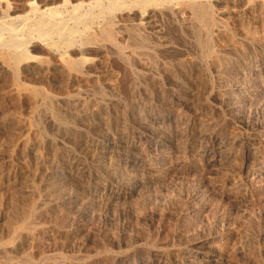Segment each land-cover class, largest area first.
I'll list each match as a JSON object with an SVG mask.
<instances>
[{
	"label": "rangeland",
	"instance_id": "rangeland-1",
	"mask_svg": "<svg viewBox=\"0 0 264 264\" xmlns=\"http://www.w3.org/2000/svg\"><path fill=\"white\" fill-rule=\"evenodd\" d=\"M119 6L0 73V264H264V0Z\"/></svg>",
	"mask_w": 264,
	"mask_h": 264
},
{
	"label": "bare ground",
	"instance_id": "bare-ground-1",
	"mask_svg": "<svg viewBox=\"0 0 264 264\" xmlns=\"http://www.w3.org/2000/svg\"><path fill=\"white\" fill-rule=\"evenodd\" d=\"M126 1L127 2L128 1H131V2L137 1V2H140L141 4L142 3L147 4L153 8H157L158 6L162 5V9H164L165 7L167 8L168 6H165L163 8V5H169L170 6L176 0H118V4H117L118 6L116 4H114L113 2H111V3L109 2L107 7H104L102 5V3H100V1H99V2L92 3L90 5V7L88 8L89 10H87L85 12V14H82L81 17H76V15H75L77 12H79L81 10V7L73 4V5H71V8H72L71 16H69V19H66V20L64 18H62L61 16H59V14H58L60 11H62L65 8L66 4H68L65 1L63 2L62 5L60 4V5L55 6V7H45L43 9L36 8L32 4L28 5L27 4L28 1H27V3H26L27 8L30 11V12H28V14L31 13L32 16L27 15V16L11 17V15H10V11H11L10 8L11 7L8 8L6 0H0V60L4 61V62H2V66L0 68V70H2V71H0V73L10 74L12 79H14V81L16 82L17 92H20L21 90H24L25 88H27L29 86H32V85H30L31 82L28 80V78H26V76L25 77L19 76V74L26 73V74L30 75V77L33 76L34 78L35 77L36 78L37 77H42V78L48 77V75L51 72V66H50L51 64H49L47 58H45V57L44 58L43 57L37 58V57L29 56V51H28L29 47H32L35 44H38V45L42 46L43 48H45L46 51H48L47 53H49L51 55H59L63 50L67 51L72 47V45L74 44V41H75L74 38H75L76 34H80L78 32L79 27L83 26V30H84L85 29L84 27H85L87 22H90L93 24L95 22H101L107 17H109V18L113 17L115 12L121 10V8H122V6L120 7L119 5H121L122 3L126 2ZM178 1H180V0H178ZM185 1H186V4H188V6L191 8V7L198 6L199 3L203 2V1H207V0H185ZM171 9L173 11V8L169 7V10H171ZM94 10L96 11L95 13L93 12ZM112 20H114V19H112ZM112 25L113 24H111V26ZM104 28H105V26H104ZM115 30H116V28H115ZM97 33H98V30H97ZM100 33H98V34L102 35ZM108 34H110V32ZM105 36L106 35H103V37H105ZM108 36H110V35H108ZM114 38H116V37H114ZM66 60H67V58H66ZM79 61H81V60H78V62ZM70 62L69 63L64 62L63 63L64 65H62V67H61L64 70V72H66L69 76L71 75V70H72V65L70 64ZM74 62L77 63V61H74ZM78 64L79 63H77V65ZM59 65H61V64H59ZM83 65H84V63H83ZM79 67H81V66L79 65ZM61 68H59V71ZM52 71H54V70H52ZM73 71H77V70L75 69ZM60 74H62V73H60ZM74 74H76V73H74ZM81 74H82V72H81ZM71 77H74V75ZM33 87L34 86H32V88ZM108 153L109 152L106 150H102L100 152L98 151V153L94 152L93 157H97V158L98 157H104V155L108 154Z\"/></svg>",
	"mask_w": 264,
	"mask_h": 264
}]
</instances>
